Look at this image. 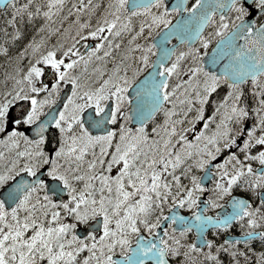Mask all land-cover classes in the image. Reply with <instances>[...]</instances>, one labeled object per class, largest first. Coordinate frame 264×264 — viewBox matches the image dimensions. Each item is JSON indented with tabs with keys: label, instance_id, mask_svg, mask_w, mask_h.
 Masks as SVG:
<instances>
[{
	"label": "snow or ice",
	"instance_id": "1",
	"mask_svg": "<svg viewBox=\"0 0 264 264\" xmlns=\"http://www.w3.org/2000/svg\"><path fill=\"white\" fill-rule=\"evenodd\" d=\"M0 13V264H264V0Z\"/></svg>",
	"mask_w": 264,
	"mask_h": 264
},
{
	"label": "flooded vegetation",
	"instance_id": "2",
	"mask_svg": "<svg viewBox=\"0 0 264 264\" xmlns=\"http://www.w3.org/2000/svg\"><path fill=\"white\" fill-rule=\"evenodd\" d=\"M0 19H2V13H0ZM4 71H5V68L2 65H0V76L3 75V72ZM180 211H181V214L187 215L189 210H187V209H181Z\"/></svg>",
	"mask_w": 264,
	"mask_h": 264
},
{
	"label": "water",
	"instance_id": "3",
	"mask_svg": "<svg viewBox=\"0 0 264 264\" xmlns=\"http://www.w3.org/2000/svg\"><path fill=\"white\" fill-rule=\"evenodd\" d=\"M173 39H175V38H173ZM184 215V214H183Z\"/></svg>",
	"mask_w": 264,
	"mask_h": 264
}]
</instances>
